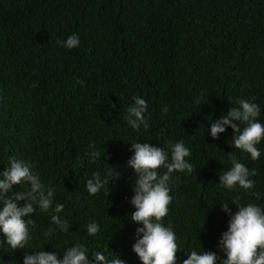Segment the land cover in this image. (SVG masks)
Returning a JSON list of instances; mask_svg holds the SVG:
<instances>
[{
	"label": "trees",
	"instance_id": "1",
	"mask_svg": "<svg viewBox=\"0 0 264 264\" xmlns=\"http://www.w3.org/2000/svg\"><path fill=\"white\" fill-rule=\"evenodd\" d=\"M166 2L170 11L158 19L156 12L141 9L140 0H0V21H21L18 35L28 39L41 62L2 71L7 75L0 81V172L11 156L30 162L61 200L54 199L52 209L63 204L59 215L70 223L62 231L51 222L54 211L37 206L24 256L44 250L62 258L81 243L89 254L102 251L110 259L141 264L132 250L142 226L131 221L135 172L124 156L136 142L163 147L170 155L171 145L183 140L191 150L187 159L194 171L172 174L173 200L162 221L183 249L178 264L187 258L185 251L227 258L218 246L230 220L222 203L234 213L238 207L231 202L237 197L240 204L264 208V141L254 161L231 146V127L219 139L210 133L211 123L241 98L260 106L258 120L264 124V0ZM72 34L80 45L67 50L60 41ZM10 40L8 34L2 38L6 45ZM169 50L190 58L184 73L154 69L155 58ZM187 78L196 83L193 92ZM135 96L148 103L147 130L121 122ZM90 144L101 153L95 162ZM232 153L256 170L251 191L219 184V174L232 166ZM96 172L102 179L109 172L120 178L108 177L109 184L90 195L86 182ZM91 222L100 226L95 236L87 233ZM7 257L16 262L18 254Z\"/></svg>",
	"mask_w": 264,
	"mask_h": 264
},
{
	"label": "clouds",
	"instance_id": "2",
	"mask_svg": "<svg viewBox=\"0 0 264 264\" xmlns=\"http://www.w3.org/2000/svg\"><path fill=\"white\" fill-rule=\"evenodd\" d=\"M60 43L73 49L80 45V39L77 34H72ZM133 99L134 104L127 109V123L133 130L139 131L141 127L147 130L149 122L145 114L148 103L139 96ZM237 104V107H231L226 115L211 123L210 133L213 139H219L220 134L231 127L235 133L231 146L250 154L255 161L261 156L257 145L264 141V124L258 120L261 109L258 104L244 98L239 99ZM164 112H167V108ZM241 125L244 127L241 128ZM131 145L130 151L134 155L128 160L127 167L135 172V194L130 203L136 209L131 213V221L142 225L136 229V242L132 250L141 264H178V253L183 249L173 228L165 226L162 221L169 214L173 200L170 194L172 174H191L194 171V166L187 159L191 156V150L183 140L171 145L170 155L165 148L155 147L150 143L136 142ZM89 147L93 149L90 156L92 162H95L101 157V153L95 150L94 144ZM229 156L232 166L219 174V184L228 190L239 187L246 192L251 191L255 186L251 177L256 175V170H250L239 162L234 153ZM161 169L166 171L161 173ZM108 177L114 182L120 175L109 172L102 179L99 172L93 173L92 178L86 182L88 193L97 195L109 184ZM17 185L29 187L24 191L13 192V187ZM54 198V190L41 182L30 162L16 156L9 157V166L0 172V232L11 249H26L31 240L30 225L34 227L35 220L25 218L32 217L37 206L44 212L52 209ZM231 203L238 207V211L233 214L228 202L222 203L223 211L228 213L230 220L228 230L222 234L218 245L227 258L221 259L216 252L211 251H185L187 258L182 264H264V208L255 203L240 204L239 197ZM52 210L55 214L51 216V222L62 231H68L70 223L62 220L59 215L63 212L64 205L57 203ZM51 231L49 229V233ZM99 231V224L91 222L87 225L88 235L95 236ZM23 264H127V261L120 257L110 259L102 251L89 254L84 244L77 243L68 247L62 258L56 252L44 250L26 253Z\"/></svg>",
	"mask_w": 264,
	"mask_h": 264
},
{
	"label": "rangeland",
	"instance_id": "3",
	"mask_svg": "<svg viewBox=\"0 0 264 264\" xmlns=\"http://www.w3.org/2000/svg\"><path fill=\"white\" fill-rule=\"evenodd\" d=\"M140 7L142 10H146V11L151 10L156 12L158 19L160 15L162 17L165 13L170 11V6L167 4L166 0H140ZM20 26H21V21L19 20L10 21L7 18L0 21V81L1 79L4 78L5 75H7V73L2 72L3 70H9V69L22 70V67H25L26 61H28L30 64L31 63L35 64L39 60L37 67L40 66L41 62H40L39 54H37V52L33 50L27 38H23L18 35ZM5 34L11 35V40L9 42V45H6L2 41V38ZM67 38L68 36H66L60 42L66 41ZM63 47L69 50V48L65 46ZM155 51L156 49H154L153 52ZM189 65H190V58L186 56L184 53H181L179 51L169 50L167 51V53H161L154 60V69L163 73H170V74L184 73ZM187 80L191 86V92H193V88L196 83L191 81L189 78H187ZM132 104H134L133 97L129 99L126 109L121 117V122L127 125H129L126 120L127 109ZM106 114L109 116L112 115V113L109 112H107ZM145 116L146 118H148L147 112ZM132 155H134L133 152L125 149L124 156L130 158ZM161 170H160L161 173L166 171V169H161ZM170 194L172 195V192ZM54 199L61 202L60 199H56V198ZM0 208H2V205H0ZM231 210L234 214L233 209ZM225 213L229 217L228 213L227 212ZM25 219L26 220L30 219V217H26ZM22 251L23 249H19V250L11 249V247L8 246L6 242H4L3 233L0 232V264H23L24 255ZM10 252H14L18 254V259L16 260V262H13L7 257V254ZM32 253H34V251H31L29 254Z\"/></svg>",
	"mask_w": 264,
	"mask_h": 264
}]
</instances>
